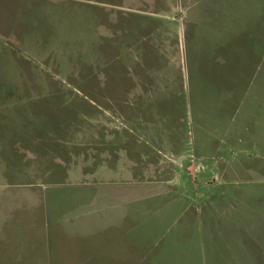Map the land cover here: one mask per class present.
<instances>
[{"label": "rangeland", "instance_id": "rangeland-1", "mask_svg": "<svg viewBox=\"0 0 264 264\" xmlns=\"http://www.w3.org/2000/svg\"><path fill=\"white\" fill-rule=\"evenodd\" d=\"M144 197L264 259V0H0V264H112Z\"/></svg>", "mask_w": 264, "mask_h": 264}, {"label": "crops", "instance_id": "crops-1", "mask_svg": "<svg viewBox=\"0 0 264 264\" xmlns=\"http://www.w3.org/2000/svg\"><path fill=\"white\" fill-rule=\"evenodd\" d=\"M152 13L159 14L160 12ZM175 197L173 195L172 201L176 200V202L171 201L170 205L175 206L177 204L178 197L176 199ZM147 198L149 197L131 203L135 204L132 214L112 218L111 229L114 228L107 245H109L108 248L112 256H120L112 264H130L133 261L131 256H135L134 264H185V262H191L197 244L192 241L190 236L196 224H201V231H205L202 233V238L208 241L202 245L205 259L202 255L201 257L198 255L192 264H264L262 257L245 259L241 258L239 253H233L232 258L228 259V263H226L225 258H215L217 254H220L217 248L218 242L213 237V223H219L215 220L217 218L211 215L206 217L182 216L175 214L174 208H166L162 213H141L144 208L141 203L145 202ZM115 224H117L116 226L122 224L120 225V233L113 234L116 230ZM210 238H212L211 242ZM98 246L100 244L96 239L94 243L95 254H99L100 248ZM100 263L104 264L103 261Z\"/></svg>", "mask_w": 264, "mask_h": 264}]
</instances>
